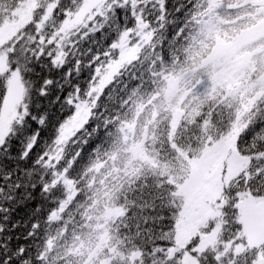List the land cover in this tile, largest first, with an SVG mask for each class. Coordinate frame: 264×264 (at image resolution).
<instances>
[{
	"label": "trees",
	"instance_id": "1",
	"mask_svg": "<svg viewBox=\"0 0 264 264\" xmlns=\"http://www.w3.org/2000/svg\"><path fill=\"white\" fill-rule=\"evenodd\" d=\"M25 1L0 0V27L17 19ZM84 1L38 0L30 21L0 45L8 64L0 72V116L12 71L20 74L25 105L0 146V244L7 245L0 247V260L17 259L23 247L31 264H86L101 243L93 264H184L187 251L200 264H256L264 256V242L248 243L239 200L245 192L264 197V149L255 150L252 138L241 133L250 116L253 124L264 121V71L255 75L264 66V36L248 45L251 55L238 92L214 80L206 60L220 40L235 39L264 19L261 0H221L220 19L210 33L197 26L203 17L192 22L191 0H107L93 20L60 39L68 13L79 11ZM138 16L148 22L150 41L125 62L136 64L120 69L123 78L113 76L106 84L88 119L60 149L56 138L75 111L73 100L90 99L98 69L118 56L115 44L125 30L137 27ZM41 35L47 38L45 52L37 51ZM21 48L28 52L27 62L17 63L10 53ZM172 77L182 78L173 89ZM196 79L204 102L191 116L178 117L174 133V119L157 126L153 106L160 98H153V90L167 85L164 110L175 115L184 100L181 89ZM177 96L180 103L173 108ZM237 126V150L248 162L225 186L220 217L201 229L206 233L219 225L217 241L196 251L197 235L171 254L182 208L179 189L191 172L188 157L201 155ZM60 174L73 186L57 180ZM110 179L131 186L147 211L127 203L129 192L119 195L125 203L118 205ZM65 200L60 215L52 218ZM114 208L123 212L108 218Z\"/></svg>",
	"mask_w": 264,
	"mask_h": 264
},
{
	"label": "rangeland",
	"instance_id": "2",
	"mask_svg": "<svg viewBox=\"0 0 264 264\" xmlns=\"http://www.w3.org/2000/svg\"><path fill=\"white\" fill-rule=\"evenodd\" d=\"M37 1L26 0L17 11V19L0 27V45L30 21L32 10ZM106 1L85 0L79 11L67 16L58 31L60 39L93 20L95 15L102 10ZM260 3L264 9V0H261ZM53 5L54 3L49 5L48 13ZM151 34L152 32L148 29V22L138 16L137 27L125 30L115 44L119 51V63L125 64V62L135 58L142 46L150 41ZM262 36H264V19L256 25L243 30L235 39L220 40L214 51L207 58L206 64L211 67L214 80L225 81L230 93L238 92L242 88L241 79L245 76L246 65L251 55L248 45ZM114 60L111 59L110 61L114 62ZM116 66L119 67V64ZM7 68V55L4 51L0 54V72L7 70ZM112 69L113 63L110 62L98 69L97 81L92 87L90 99L73 100L75 111L61 124L56 138V145L60 149L88 119L98 95L113 77ZM181 79V77L169 79L172 89L178 86ZM245 84L248 88L252 87L247 82ZM24 111V85L19 72L16 70L12 71L10 75L9 88L0 116V146L11 130L12 123ZM177 122L178 118L173 120V124H175L173 133ZM238 134L239 129L237 126L232 135L209 144L201 155L192 158L188 157L191 172L179 189L182 208L177 221L176 243L170 249L171 254L187 246L197 235H200V238L195 246L196 251L205 250L217 241L219 225L206 233L201 232V229L207 226L212 218L220 217L223 202L222 194L225 186L244 169L248 162V157L242 156L237 150L236 140ZM52 156H55V154H52ZM60 179L68 187L73 186V181L64 176V174L58 176L57 180ZM71 194H73L72 190ZM66 202L65 200L60 207L52 212V218H57L60 215ZM239 205L240 218L243 222L248 243L250 245H260L264 242V197H256L250 192H245L240 196ZM122 212L121 208L109 209L106 216L113 218ZM101 247L100 243L86 264H93ZM183 262L184 264H200L197 256L191 251H187L184 254ZM256 264H264V256L259 258Z\"/></svg>",
	"mask_w": 264,
	"mask_h": 264
},
{
	"label": "snow or ice",
	"instance_id": "3",
	"mask_svg": "<svg viewBox=\"0 0 264 264\" xmlns=\"http://www.w3.org/2000/svg\"><path fill=\"white\" fill-rule=\"evenodd\" d=\"M228 2L230 3V0H228ZM223 6L224 4L221 2V0H202V2H199V0H191L187 7L188 9L196 10L189 12V15L193 17V23H197L199 17L204 18L203 20H199V23L197 24V26L201 29V33H210L219 22L220 13L218 10ZM60 7H62L60 4L56 6L57 9ZM253 10H255V8ZM52 11L54 13L55 10ZM179 14L184 15V11H181ZM68 15H71V13H68ZM45 41H47V38L41 35L38 41L41 44V47L37 49V51H46V49L43 47V43ZM33 43L35 44L37 41H33ZM31 51L32 48L29 47L28 52ZM28 52H26L24 48H21L19 51L13 49V52L10 53V55L17 57V63H19L21 60L27 62ZM198 102L199 104H202L204 101L200 99ZM193 111H195V108ZM262 125H264V121H261L259 124H253L252 118L250 116L249 125L247 127V136L252 138V141L255 145V150L264 149V126ZM173 127H175V124H173ZM17 187L19 188V186ZM0 247L6 249L7 245L0 244ZM15 255L17 256V259L14 260L13 256H5L3 260H0V264H31V261L27 258V249L21 247Z\"/></svg>",
	"mask_w": 264,
	"mask_h": 264
},
{
	"label": "clouds",
	"instance_id": "4",
	"mask_svg": "<svg viewBox=\"0 0 264 264\" xmlns=\"http://www.w3.org/2000/svg\"><path fill=\"white\" fill-rule=\"evenodd\" d=\"M120 57L116 56L114 62L110 61V63H113V76H114V80H119L120 78H123L125 73L123 71H121L120 69H130L131 67H134L136 64V61H131L129 63H125V64H120ZM119 64V67H117L116 65ZM264 71V66H260L258 71L255 73L256 76H259L260 73ZM132 86L134 88H139V84L136 83L135 81H131ZM197 84H199V79H196V83H191L190 87H185L182 88L180 91V95H184V100L182 103V108L180 109V111L178 113H176L175 115L171 112V111H166L164 110V105H163V96L164 93L166 92V88L167 85H163L161 86V88L159 89V91L157 90H153L154 96L153 98L159 97L160 99L157 100V103L153 106L154 109L156 110L158 119L156 121L157 126H159L160 124H167L170 122V118L171 119H176L178 117L184 116L185 118L187 116H191L193 114V109L195 108V110L197 108H199L200 104H199V91L197 89ZM180 103L179 101V96L176 97V99L173 101V105L172 107L174 108L176 104ZM186 114V116H185ZM247 136V128H245L242 133H241V138ZM113 179H115V177H113ZM120 180H123V177H120ZM109 184L112 185L113 188L116 189V193L115 196L117 197L116 199V203L118 205L120 204H124V201H121L118 197L119 195H122L125 192H129V199L127 201L128 204H135L136 207H138L140 209V211H147V209L138 201L135 199V192L134 189L133 191L130 192V188L129 187H123L122 185L119 184V180H117V182L115 184H113L112 180L110 179L108 181ZM135 183V182H134ZM129 210H131V208H129Z\"/></svg>",
	"mask_w": 264,
	"mask_h": 264
}]
</instances>
